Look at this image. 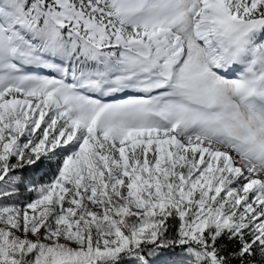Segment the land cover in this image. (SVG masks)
I'll return each mask as SVG.
<instances>
[{
	"label": "snow or ice",
	"instance_id": "1",
	"mask_svg": "<svg viewBox=\"0 0 264 264\" xmlns=\"http://www.w3.org/2000/svg\"><path fill=\"white\" fill-rule=\"evenodd\" d=\"M0 264H264V0H0Z\"/></svg>",
	"mask_w": 264,
	"mask_h": 264
}]
</instances>
